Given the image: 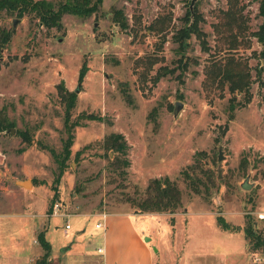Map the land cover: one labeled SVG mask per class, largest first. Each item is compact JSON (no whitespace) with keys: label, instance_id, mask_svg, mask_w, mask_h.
<instances>
[{"label":"rangeland","instance_id":"374dc122","mask_svg":"<svg viewBox=\"0 0 264 264\" xmlns=\"http://www.w3.org/2000/svg\"><path fill=\"white\" fill-rule=\"evenodd\" d=\"M48 1L58 7L66 0ZM191 1L103 0L90 15L64 13L60 27H48L36 12L0 11V115L11 122L0 132V264H35L42 252L40 230L53 245V264H89L90 259L101 264L100 256L93 261L85 253L63 251L78 240L102 254L97 247L104 242V228L95 225L102 219L99 212L122 215L110 217L108 240L120 249L114 264L148 260L138 236L151 238L152 264H264L259 215L264 211V61L258 74L259 59L251 53L260 44L252 36L251 47L236 51L250 64L252 95L231 109L226 86L204 85L211 55L199 38L192 34L185 49L174 39L192 10L191 17L201 15L212 52V24L227 0H196L192 8ZM241 1L247 24L256 29L263 18L260 0ZM115 8L123 10L127 29L114 20ZM159 16L168 24L164 43L162 34L148 28ZM149 57H157L151 67ZM84 62L89 69L81 80ZM161 66L169 71L155 81ZM62 83L77 94L69 122ZM177 101L183 106L175 114ZM70 132L71 155L56 182L59 167L52 150L62 155ZM111 132L123 133L129 144L121 156L130 163L121 162L118 169L113 160L120 152L103 145ZM195 163L201 178L208 169L215 177L208 197L192 191L184 178L183 171ZM165 176L183 189L181 206L139 211L134 200L151 179ZM246 176L251 186L242 188ZM21 179L32 184L21 185ZM248 221L263 240L254 250L245 235Z\"/></svg>","mask_w":264,"mask_h":264},{"label":"trees","instance_id":"16d2710c","mask_svg":"<svg viewBox=\"0 0 264 264\" xmlns=\"http://www.w3.org/2000/svg\"><path fill=\"white\" fill-rule=\"evenodd\" d=\"M103 0H66L61 2L58 7L52 1L48 0H0V11L2 9H8L9 11H17L19 16L24 15L27 12H36L39 18L48 25V27L57 26L60 27L62 15L66 12L74 13L78 15H90L102 5ZM227 7L221 9L220 19L213 22V31L216 36V44L211 52V43L208 40V33L201 27V15L195 14V17H191L194 14L190 10L189 16H187L183 26H181L174 34V39L179 42V47L185 49L188 45V39L192 34H195L201 41L202 48L210 52V62L206 64L204 85L211 86L215 84L216 87L224 89L226 86L231 93L229 97L230 108L234 106L243 105L250 100L251 92L250 85L252 81V74L248 59L236 54L240 48H249L252 45L251 37H255L256 41L260 44L259 50H252V55L258 57L257 73L262 71V65L260 61H264V0H260L259 14L263 17L256 29H251L248 21L249 18L246 15V4L241 0H227ZM114 20L118 23L122 29L129 27V21L126 18L122 9H114ZM166 20L163 16L155 18L148 28L151 31L160 33L164 36L161 43L165 41V31L168 27ZM162 45L160 44L159 47ZM226 52L224 56H218L220 52ZM157 57H149L148 62L151 67L154 64ZM187 64V62H185ZM89 66L87 62H84L79 78L82 80ZM169 70L167 66H161L154 77L157 81L163 75H166ZM237 92L240 93V98H237ZM59 93L66 105V121L69 122L71 112L76 105L77 94L76 92L67 89L64 84H59ZM90 116V115H89ZM96 118L102 119L103 116L97 115ZM11 122L7 121L5 115H0V132L8 127ZM73 125V124H72ZM227 126L225 125L224 128ZM73 143V134L70 132L67 141H65L64 149L61 155L55 150L52 152L58 162L59 171L57 173L56 182H59L61 176L67 167V160L71 155V145ZM103 145L106 148L114 149L120 152L113 164L116 169L119 168L120 163L124 162L125 165H129V160L121 155L127 154L129 144L125 135L121 132H111L104 138ZM200 166L198 163L186 168L184 178L186 179L188 187L196 194H201L206 197L211 194V186L215 185V177L208 169L204 171L205 179L198 175ZM56 189V188H55ZM57 192V191H56ZM183 189L178 184V181L172 179L169 176L156 177L150 180L143 195L134 200L139 211L149 212H164V211H177L182 204ZM55 195H57L55 193ZM53 206L50 208L52 213ZM218 220L223 228L227 227L225 220L218 216ZM248 226L244 228L245 235L249 239L251 250L257 249L263 245V240L260 236H257L255 229L252 228L250 221ZM39 243L42 246V252L35 258V264H53L52 263V251L53 246L51 241L46 237V231L40 230L37 233Z\"/></svg>","mask_w":264,"mask_h":264},{"label":"crops","instance_id":"0c3cea01","mask_svg":"<svg viewBox=\"0 0 264 264\" xmlns=\"http://www.w3.org/2000/svg\"><path fill=\"white\" fill-rule=\"evenodd\" d=\"M97 215L100 216V217H102V219H99L96 222V224L98 222H101L102 225L99 228H104V232L102 233L103 234V241L104 242L99 243L98 244V247H97V250L98 251H99V247H102L103 248V251H99V252H102V254H94L91 251V249H89V244L88 243H84V242H81V241H78V240H76V241L73 240L69 244L68 248L66 250H63V251H65V253H67V255L72 254V251L82 252V253H85L86 256H90V257L92 256V258L94 257L93 258V261L96 260V258L98 259L99 256H100L102 258V263L101 264H114L116 262V259L112 260V258L114 257V254L115 253L117 254V252H120V249H119V247H117V249H116V248H113V246H110V243H109L110 241L108 240V236H109L110 232L113 231V230L111 231L110 221H112L114 223L113 219L110 220V217L116 216L115 218L119 220L122 215H120L119 212L118 213H116V212H114V213L113 212H107V213L106 212H99V213H97ZM113 223H112V226H113ZM263 223H264V218H263ZM84 231H85V229H81L77 233L78 234L79 233L83 234ZM114 233L115 232H113V234ZM150 239L151 238H149V237L143 238L141 236H138L137 239H136L137 245L141 248L140 252L142 253V257H145L148 260H142V261L140 260L137 263L130 262V261L127 260L124 264H142V263H144V264H152V261H149V257L151 258V255H152L151 254V250L148 247L149 244H150L149 243V240ZM123 252H128V250L124 249ZM119 256L120 255L118 254L117 257L119 258ZM30 259H32V256L30 257ZM120 259H124V258H120ZM91 261L92 260L90 259L89 264H95V262L92 263Z\"/></svg>","mask_w":264,"mask_h":264},{"label":"water","instance_id":"95a60500","mask_svg":"<svg viewBox=\"0 0 264 264\" xmlns=\"http://www.w3.org/2000/svg\"><path fill=\"white\" fill-rule=\"evenodd\" d=\"M196 0H192L191 1V8L194 6ZM194 13V11H192ZM17 23V19L14 20V24L16 25ZM183 106V102L182 101H177L176 102V106H175V109H174V113L175 114H178L179 110L182 108ZM221 145L219 146V154H218V160H221L222 159V154H221ZM218 177H220V168L218 170ZM19 184L21 185H29V184H32V180L31 179H21L18 181ZM241 187L242 188H249L251 186V184L248 182V176H246L244 178V180L241 182ZM148 239V238H147Z\"/></svg>","mask_w":264,"mask_h":264},{"label":"built area","instance_id":"2783aa9c","mask_svg":"<svg viewBox=\"0 0 264 264\" xmlns=\"http://www.w3.org/2000/svg\"><path fill=\"white\" fill-rule=\"evenodd\" d=\"M55 206H56V207H59V204L56 203ZM55 213H56V210H55ZM259 215H260V217H263V218H264V211H263V212H260ZM101 225H102L101 222H98V223L96 224L97 227H100ZM69 227H70V224L67 223V224H66V228H69ZM99 251H103V248H102V247H99Z\"/></svg>","mask_w":264,"mask_h":264}]
</instances>
